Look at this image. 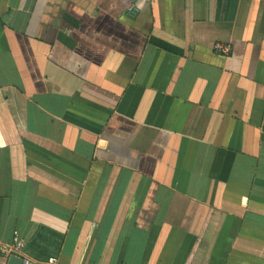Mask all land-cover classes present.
I'll list each match as a JSON object with an SVG mask.
<instances>
[{"label":"crops","instance_id":"crops-1","mask_svg":"<svg viewBox=\"0 0 264 264\" xmlns=\"http://www.w3.org/2000/svg\"><path fill=\"white\" fill-rule=\"evenodd\" d=\"M16 235L58 264H264V0H0Z\"/></svg>","mask_w":264,"mask_h":264},{"label":"built area","instance_id":"built-area-1","mask_svg":"<svg viewBox=\"0 0 264 264\" xmlns=\"http://www.w3.org/2000/svg\"><path fill=\"white\" fill-rule=\"evenodd\" d=\"M220 48V46H217ZM17 256L21 258V264H58L56 257H48L46 260H37L23 250V241L16 235L13 242L9 245H0V264H7L10 256Z\"/></svg>","mask_w":264,"mask_h":264},{"label":"water","instance_id":"water-1","mask_svg":"<svg viewBox=\"0 0 264 264\" xmlns=\"http://www.w3.org/2000/svg\"><path fill=\"white\" fill-rule=\"evenodd\" d=\"M7 264H21V258L12 255L9 257Z\"/></svg>","mask_w":264,"mask_h":264},{"label":"trees","instance_id":"trees-1","mask_svg":"<svg viewBox=\"0 0 264 264\" xmlns=\"http://www.w3.org/2000/svg\"><path fill=\"white\" fill-rule=\"evenodd\" d=\"M23 248H24V244H23Z\"/></svg>","mask_w":264,"mask_h":264}]
</instances>
